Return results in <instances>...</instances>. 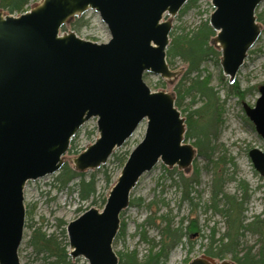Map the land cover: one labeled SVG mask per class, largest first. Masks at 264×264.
<instances>
[{"label":"water","instance_id":"obj_1","mask_svg":"<svg viewBox=\"0 0 264 264\" xmlns=\"http://www.w3.org/2000/svg\"><path fill=\"white\" fill-rule=\"evenodd\" d=\"M189 0H39L26 12L0 8V264H21L28 182L57 173L81 127L96 119L97 138L69 158L82 174L104 166L145 122L142 141L130 152L101 210L91 207L67 223V254L72 262L119 264L113 243L121 213L141 177L158 163L189 173L197 150L185 142V118L173 92L152 91L145 73L174 83L184 72L171 69L167 49L173 21ZM210 46L234 84L262 25L256 10L264 0H208ZM94 11L110 39L97 43L62 31ZM246 117L264 140V82ZM248 156L264 176V153ZM187 264H236L202 254Z\"/></svg>","mask_w":264,"mask_h":264},{"label":"rangeland","instance_id":"obj_2","mask_svg":"<svg viewBox=\"0 0 264 264\" xmlns=\"http://www.w3.org/2000/svg\"><path fill=\"white\" fill-rule=\"evenodd\" d=\"M38 2L39 0H33L28 8ZM212 11L208 0H197L174 19L171 34L195 30L199 25L208 21ZM263 11L264 3L256 10V16ZM78 20L80 21L76 23ZM64 31H74L79 37L97 43H106L110 39L106 26L94 11H88L81 18L74 19L65 26ZM219 58L218 53L217 58L210 57L201 67V75L209 77L210 85L219 97L222 111L212 142L214 165L208 166L203 157H198L193 163L195 168L192 166L191 171L186 174L176 168L169 170L161 163L144 174L131 193L128 209L121 213L120 230L113 243V250L117 255L136 251L138 261H143L150 245L141 240L142 233L149 240L157 243L160 239V232L167 221L175 228L181 223L185 227L190 219H196L201 235L208 236L212 227H215L217 237L223 234L227 227L226 221L222 216L214 213L210 206L211 180L214 173L223 175L222 188L228 195H240L238 183L247 184L249 195L245 205L247 222L253 216L264 217V176H260L255 171L248 156L251 149L264 153V140L257 134L243 110V104L254 107L259 98L258 87L264 82L263 25L262 33L257 43L248 52L243 66L237 72L234 84H229L228 79L222 75ZM169 66L173 70L184 69L174 83H164L159 77L149 73L143 75V81L152 91L173 92L177 98L176 91L183 92L195 74L185 75L186 65L178 59H174ZM201 104L202 101L198 98L194 99L193 95L189 94L182 99L179 111L185 118L189 111L197 109ZM183 110L186 111L184 114ZM145 129L146 124L143 122L125 144L109 157L104 166L84 173L86 180L94 177L96 189L95 195L87 201H81L78 196L79 179L73 180L65 188L59 186L56 178L60 172L28 182L24 191L25 229L19 248L21 264H50L51 260H44L42 256L35 255L28 245L33 229L40 228L42 232L55 233L57 237L68 222L76 219L89 208L95 207L99 210L103 208L105 204H103V199L106 198L107 190L113 185L130 152L142 141ZM96 138L97 129L94 118L87 121L73 139L65 156V164L71 168L69 158L79 154ZM185 142L191 144V141ZM222 158L225 164L218 163L215 168L216 161ZM193 168L198 170V184L193 186L190 194L193 204H196V209L191 211V205L187 201H182L180 178L177 174L181 173L189 178L193 174ZM172 171L177 173H172ZM60 220L65 223L64 227H59ZM57 238L60 242H64V238L60 236ZM206 244V238L200 236L183 238L181 244L170 251L165 264H184L187 259L189 262L205 254ZM249 247H252L254 252H258L261 247L264 249V235L245 233L240 239L239 251L243 253ZM226 259L230 260V256ZM77 260L79 264H86L81 258Z\"/></svg>","mask_w":264,"mask_h":264},{"label":"trees","instance_id":"obj_3","mask_svg":"<svg viewBox=\"0 0 264 264\" xmlns=\"http://www.w3.org/2000/svg\"><path fill=\"white\" fill-rule=\"evenodd\" d=\"M32 1L0 0V8L9 14L17 15L26 12ZM196 1L189 0L180 14L184 13ZM257 20L264 27V11L257 15ZM79 21H76V23ZM64 28L62 31H64ZM213 36L214 32L209 27L208 21H206L191 32H181L179 34L174 32L170 34L171 41L166 52L168 64H171L174 59H178L186 65L185 75L195 74V77L183 92L181 90L176 91L175 105L179 109L182 99L189 94H192L194 99L198 98L202 101L200 107L189 111L185 115L187 128L185 141H191V144L197 150L198 156L203 157L208 166L214 165L215 162L212 158L214 151L212 142L222 113L219 97L214 88L211 87L209 77H202L201 75L203 63L210 57L217 58L218 56V53L209 44ZM161 84L163 85V83ZM232 92L236 94L234 90ZM185 112V110L182 111L183 114ZM216 162L215 168L218 163L225 164L223 158ZM193 166L195 168V165ZM194 168L193 174L189 178L181 173L177 174L180 178L182 201H187L191 205V211L196 209V204H193L190 194L193 186L198 184V170H194ZM59 172L56 182L61 188H65L73 180L79 179L77 193L81 201H87L95 195L96 189L93 176L86 180L84 173L79 174L73 171L67 164ZM172 173L177 172L172 171ZM223 183V175L214 173L211 180L210 206L214 213L219 214L226 221L227 227L223 234L217 237V231L215 227H212L208 236L201 235L196 219H190L185 227L181 223L175 228L167 221L160 232V239L157 243L149 240L142 233L141 240L150 245L143 261L139 262L136 251H132L118 254L119 264H165L170 251L180 245L183 238L192 236L206 238L205 254L214 259L224 260L230 256V260L236 264H264L263 247L258 252H254L252 247L246 248L243 253L239 251L240 239L245 233L264 235V217L261 215L253 216L247 222L245 217V205L249 198L247 184L244 182L238 183L240 195H228L222 188ZM104 203L105 198L103 199ZM61 226L64 227L65 223L60 220L59 227ZM58 236L64 238V242H60ZM58 236L56 237L55 233H46L42 232L40 228H35L30 235L28 245L35 255L42 256L44 260H51L50 264H79V260L72 262L67 254L68 244L65 238V228L61 230ZM188 260H185L184 264H187Z\"/></svg>","mask_w":264,"mask_h":264}]
</instances>
